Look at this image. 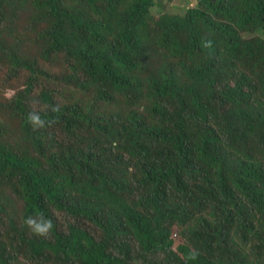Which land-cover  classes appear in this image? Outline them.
I'll list each match as a JSON object with an SVG mask.
<instances>
[{"label": "trees", "instance_id": "16d2710c", "mask_svg": "<svg viewBox=\"0 0 264 264\" xmlns=\"http://www.w3.org/2000/svg\"><path fill=\"white\" fill-rule=\"evenodd\" d=\"M80 4L87 13L67 10L66 0H33L32 27H42L36 44L50 45L43 58L73 56L88 85L57 109L66 86L48 85L66 84L63 74H36L0 103V264H264V0H197L159 17L156 0ZM19 51L0 34V60L14 63L8 78L21 69ZM87 90L102 113L119 111L85 113ZM31 92L50 106L35 130ZM76 128L83 138L70 147ZM214 129L232 139L225 158ZM46 140L65 156L45 162ZM41 212L53 221L46 237L24 224ZM249 231L263 238V252L249 248Z\"/></svg>", "mask_w": 264, "mask_h": 264}, {"label": "rangeland", "instance_id": "374dc122", "mask_svg": "<svg viewBox=\"0 0 264 264\" xmlns=\"http://www.w3.org/2000/svg\"><path fill=\"white\" fill-rule=\"evenodd\" d=\"M197 0H156L157 2V8H154L153 14L155 17H159L163 14L164 11H171V13L178 12L183 13L186 9H188L190 6L194 5ZM67 10H70L71 12L75 10H82L84 13H87L88 6L86 4H80V0H66V7ZM33 0H18L13 2H8L7 0H0V17L2 18V21L0 23V34L4 35L5 40L11 42V45L15 49V54L17 50L21 48L20 46L24 45V50L19 56H17L18 59V66H15L17 68H21L17 76H13L8 78L10 76V70L12 65H14L13 60L11 57H4L2 60H0V103H9L10 99H12L13 95H16L19 90H21L26 83H28V80L31 79L32 81H37V75H41L42 73H48L51 77L55 75V73L60 72L63 74V79L66 80V84L57 83V78L55 80H51L49 82L50 89H57L60 86H66L65 90H63L61 93L55 95L54 98L56 99V108L60 109V107H68L70 105V102L74 101V91H77L79 87L88 85L86 83V76L84 72H82L79 68L75 69V71L72 70L71 65L73 64V56H69V54L65 52H57L54 55H50V61H47L43 58V53L40 51L41 47H44L47 51V48L50 47L48 43L45 42V44H36L37 43V36H40L42 32L39 30L42 27L40 24H36L35 30L33 31V23H35L36 15L33 14ZM41 15L37 14V19H40ZM50 26V24H48ZM67 33L70 36V43L67 44L68 51L73 52L74 41L76 40V37H73L70 35V32L67 31ZM80 34L79 32H77ZM25 36V40L23 41L22 36ZM6 53L8 51V48H5ZM16 58V57H15ZM12 64V65H11ZM26 67V70L24 68ZM33 68V70H31ZM27 74V76H26ZM45 82H48L49 80H44ZM80 94V93H79ZM81 95V94H80ZM84 98H87V105H85V109L83 111L85 113L92 112L93 114H96L98 116H105L110 117L115 110H118V107L115 105H108L107 107H104L105 110L99 109L95 104V95L90 93L89 90L87 92H84L83 95L79 98V102L83 105ZM42 99V96L40 93H34L31 92L29 96H27L26 99V106L31 112H35L37 115L44 113L50 106H44L41 104L40 100ZM60 105V106H59ZM92 106V107H91ZM143 107V106H142ZM91 108V109H90ZM149 116V115H147ZM209 121L211 122L212 119L210 116H208ZM153 118H150L147 123L152 124ZM190 127L193 126V123H188ZM20 137H21V131L22 126H20ZM84 131L81 128H76L74 132L70 135L68 139V145L71 147L73 143H75V138L77 141H79V138H83ZM215 133H219V137L221 140V148L220 152L218 153L222 158H225L228 155L229 150H226L227 146L231 142L232 139L229 140L230 136L227 135L226 132H221L219 130H215ZM44 136L47 137V134L44 133ZM62 137H64L63 134H61ZM22 142L21 138H18L16 142L13 145L18 144L19 142ZM46 140V144L41 146L40 152H42V156L45 162H48L51 159H61L65 156V153L67 152L66 147L59 149L58 145H48ZM21 144V143H20ZM19 144V145H20ZM18 145V146H19ZM17 146V147H18ZM239 153V148H236ZM170 152L169 150L163 152L162 155ZM30 154L36 156L35 151L33 149L30 150ZM55 162H60L56 161ZM58 168V167H57ZM16 214L21 213V208L17 207L15 209ZM255 229L262 230V227L255 224ZM230 230L234 234H238L239 228L236 224H232L230 226ZM172 234H178V239L181 241L185 240V235L182 234V227L176 226L172 224ZM258 233L256 231H249L247 238L245 242H248L249 248H255L256 250L262 251L260 248L262 247V237L260 236L259 239L255 236V234ZM190 237V236H189ZM194 239H198L197 237H194ZM238 251V248H234V250L227 255L226 252L222 251L223 256L221 258H229L232 253H236ZM263 252V251H262ZM24 264H35L33 261L27 262L23 261ZM37 263V262H36ZM39 264V263H37Z\"/></svg>", "mask_w": 264, "mask_h": 264}, {"label": "clouds", "instance_id": "9594fccd", "mask_svg": "<svg viewBox=\"0 0 264 264\" xmlns=\"http://www.w3.org/2000/svg\"><path fill=\"white\" fill-rule=\"evenodd\" d=\"M211 46H212L211 40H208L204 43V47L206 48H210ZM28 121L33 126L34 130L37 128L44 127L43 121H41L40 117L35 112L29 113ZM24 224L31 230L33 234L44 237H46L53 228V221L51 219L45 218L42 212L40 213L39 217L28 216L24 220ZM197 255L198 253L191 252L190 258L195 259Z\"/></svg>", "mask_w": 264, "mask_h": 264}]
</instances>
